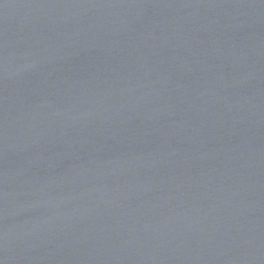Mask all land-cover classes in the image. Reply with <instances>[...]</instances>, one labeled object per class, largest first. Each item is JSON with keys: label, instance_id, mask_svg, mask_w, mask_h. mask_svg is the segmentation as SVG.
I'll use <instances>...</instances> for the list:
<instances>
[{"label": "water", "instance_id": "1", "mask_svg": "<svg viewBox=\"0 0 264 264\" xmlns=\"http://www.w3.org/2000/svg\"><path fill=\"white\" fill-rule=\"evenodd\" d=\"M0 264H264V0H0Z\"/></svg>", "mask_w": 264, "mask_h": 264}]
</instances>
